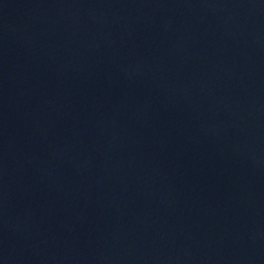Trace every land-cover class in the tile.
Masks as SVG:
<instances>
[{"label":"water","instance_id":"water-1","mask_svg":"<svg viewBox=\"0 0 264 264\" xmlns=\"http://www.w3.org/2000/svg\"><path fill=\"white\" fill-rule=\"evenodd\" d=\"M0 264H264V0H0Z\"/></svg>","mask_w":264,"mask_h":264}]
</instances>
